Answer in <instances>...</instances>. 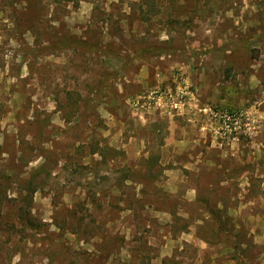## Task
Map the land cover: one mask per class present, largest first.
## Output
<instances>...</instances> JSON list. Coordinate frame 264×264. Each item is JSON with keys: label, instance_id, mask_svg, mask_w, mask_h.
<instances>
[{"label": "rangeland", "instance_id": "1", "mask_svg": "<svg viewBox=\"0 0 264 264\" xmlns=\"http://www.w3.org/2000/svg\"><path fill=\"white\" fill-rule=\"evenodd\" d=\"M0 264H264V0H0Z\"/></svg>", "mask_w": 264, "mask_h": 264}, {"label": "trees", "instance_id": "2", "mask_svg": "<svg viewBox=\"0 0 264 264\" xmlns=\"http://www.w3.org/2000/svg\"><path fill=\"white\" fill-rule=\"evenodd\" d=\"M79 45H82V46H85V43L83 42H76L74 40H71V39H66V40H63L62 41V47L64 49H75L77 46ZM86 114H82L80 115V118H83ZM26 191V195L24 197L25 200H23V202H28L30 203L31 199H32V194L35 193V189H31L30 191L28 189L25 190ZM19 213H20V220H21V223L23 224V226L25 228H30L31 226V221L29 220V218H27L28 216V212L25 208H20L19 209ZM213 214L210 213V216H212ZM214 222L215 223H219V225L213 230L214 231V236L217 237V238H220L222 236H225V235H228V234H225V227H224V224L221 222L220 219H217L215 218L214 219ZM222 223V224H221Z\"/></svg>", "mask_w": 264, "mask_h": 264}, {"label": "built area", "instance_id": "3", "mask_svg": "<svg viewBox=\"0 0 264 264\" xmlns=\"http://www.w3.org/2000/svg\"><path fill=\"white\" fill-rule=\"evenodd\" d=\"M160 93H158V92H155V93H152V95H151V97H152V100H154V99H156L157 97H158V95H159ZM164 95V97H166V98H168V99H172V95H171V93L170 92H168V93H165V94H163ZM141 98H137L135 101H134V103H133V105H134V107L135 108H144L145 106H146V104H143V103H140L141 102ZM181 104V103H180ZM179 104V105H180ZM179 105H177L176 103H173L172 104V106L170 107L172 110H177L179 107ZM150 106V104H148L147 105V107H149Z\"/></svg>", "mask_w": 264, "mask_h": 264}]
</instances>
